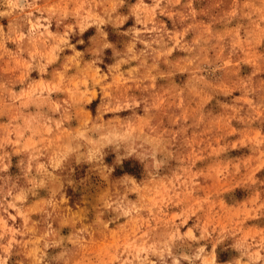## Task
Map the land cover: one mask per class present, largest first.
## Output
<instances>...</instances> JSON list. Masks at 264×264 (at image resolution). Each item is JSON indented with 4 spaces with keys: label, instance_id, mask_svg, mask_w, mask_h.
Segmentation results:
<instances>
[{
    "label": "rangeland",
    "instance_id": "rangeland-1",
    "mask_svg": "<svg viewBox=\"0 0 264 264\" xmlns=\"http://www.w3.org/2000/svg\"><path fill=\"white\" fill-rule=\"evenodd\" d=\"M0 264H264V0H0Z\"/></svg>",
    "mask_w": 264,
    "mask_h": 264
}]
</instances>
